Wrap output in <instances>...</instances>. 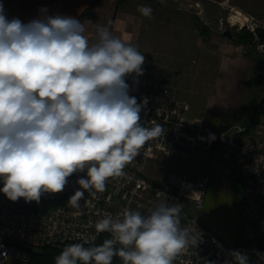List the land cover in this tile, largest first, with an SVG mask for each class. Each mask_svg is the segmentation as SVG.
Instances as JSON below:
<instances>
[{
  "label": "clouds",
  "instance_id": "9594fccd",
  "mask_svg": "<svg viewBox=\"0 0 264 264\" xmlns=\"http://www.w3.org/2000/svg\"><path fill=\"white\" fill-rule=\"evenodd\" d=\"M137 10L151 17L150 7ZM85 31L70 16L8 19L0 3V192L13 202H39L85 172L68 199L80 209L86 191L104 192L106 181L125 175L147 141L163 135L160 125L141 123L147 98L138 103L126 82L143 75L145 56L109 26L98 25L94 41ZM181 211L161 201L147 215L129 208L107 215L95 229L111 238L90 247L74 243L54 262L113 264L119 257L122 264H173L195 243L181 227ZM229 254L234 264H249L246 253ZM256 255L264 260V253Z\"/></svg>",
  "mask_w": 264,
  "mask_h": 264
},
{
  "label": "built area",
  "instance_id": "2783aa9c",
  "mask_svg": "<svg viewBox=\"0 0 264 264\" xmlns=\"http://www.w3.org/2000/svg\"><path fill=\"white\" fill-rule=\"evenodd\" d=\"M174 3L186 2L185 9H194L202 18L203 8L191 0H159ZM227 10V18L220 21L219 28L225 31L228 25L246 28L255 38L257 47L264 51V41L255 29H264V17L257 19L245 14L228 2L221 4ZM212 31L209 23H206ZM129 95L138 103L147 98V105L140 113L145 127L160 125L163 135L151 139L140 149L139 155L125 166V175L109 178L105 191L95 196L85 192L80 209H73L68 199L79 188L76 181L85 172L74 173L60 193H45L41 196L43 211L22 208L24 198L13 202L0 192V264L17 262L27 264L30 248L65 243L94 244L103 233H98L95 224L107 215L116 217L125 208L147 215L161 201L169 205L179 204L181 227L188 228L191 240L179 253L173 264H234L231 250L212 231L199 223V212L211 176L206 173L190 177L183 172L163 170L156 177L148 173L154 151L174 160H190L196 151L210 158L217 147L226 148L225 157L232 168H237L245 178V192L241 197V213L264 235V120L254 127L235 123L225 131L211 127L190 117L191 105L170 85H155L145 88L131 83L127 77ZM155 160V159H154ZM3 187L0 181V188ZM42 203V204H41ZM46 203L49 205L46 207Z\"/></svg>",
  "mask_w": 264,
  "mask_h": 264
},
{
  "label": "rangeland",
  "instance_id": "374dc122",
  "mask_svg": "<svg viewBox=\"0 0 264 264\" xmlns=\"http://www.w3.org/2000/svg\"><path fill=\"white\" fill-rule=\"evenodd\" d=\"M151 1L155 2L153 7H150L152 14L145 23L140 46V52L145 56L142 65L143 75L136 76L132 82L145 88L170 85L192 105V115L202 116L208 92L213 87L217 60L206 56L197 46L200 34L195 26V22L197 23L195 18L205 25L209 23L214 32L225 34L229 31L233 34L244 28L239 25L234 27L228 25L225 31H221L220 21L226 19L228 15L221 4L228 2L240 8L245 14L262 19L264 0H191L200 3V9L203 8L202 18L194 9H185L186 2ZM254 47L259 54H264L256 44ZM164 75L168 76L167 82L163 81ZM251 78L247 82L245 95L243 94L242 107L238 112L239 114L242 112L240 116L233 114L222 118L212 117L214 118L210 122L212 129L219 131L224 123L244 124L249 121L254 105L264 98V81L257 84ZM224 150L226 148L219 146L215 155L210 158L202 151H196L190 160H174L154 151L155 156L148 167V173L153 177L163 170L183 172L190 177L209 173L211 180L199 212V223L215 233L231 251L246 253L249 264H255L262 261L258 259L256 253H264V235L259 229L248 224L240 211L241 199H235L232 195L233 184L239 175L233 172L223 153ZM8 264L20 263L11 261Z\"/></svg>",
  "mask_w": 264,
  "mask_h": 264
},
{
  "label": "crops",
  "instance_id": "0c3cea01",
  "mask_svg": "<svg viewBox=\"0 0 264 264\" xmlns=\"http://www.w3.org/2000/svg\"><path fill=\"white\" fill-rule=\"evenodd\" d=\"M154 2L151 0H0L8 19L18 18L21 22L28 23L43 16H70L84 24L85 36L90 41L96 39V27L105 25L113 30L114 35L137 47L139 51L148 17L143 16L137 9L141 5L153 7ZM196 44L202 53L217 60V66L203 115H192L190 104V117L210 127V122L214 118L239 115L243 94L245 95L254 64L247 53V47L224 33L210 30L207 37L199 35ZM128 78L132 82L136 76L129 75Z\"/></svg>",
  "mask_w": 264,
  "mask_h": 264
},
{
  "label": "trees",
  "instance_id": "16d2710c",
  "mask_svg": "<svg viewBox=\"0 0 264 264\" xmlns=\"http://www.w3.org/2000/svg\"><path fill=\"white\" fill-rule=\"evenodd\" d=\"M195 21H197V23L195 22V26L198 29L199 34L207 37L210 34V29L205 24L201 23L198 20V18H195ZM231 37L234 41H236L238 43H242L247 47V53L254 63L251 77L255 80V83H257V84L262 83L264 81V54L261 55L255 50L254 46L256 43H255L254 35L250 31L244 29L240 32L233 33ZM167 80H168V76L164 75L163 81L167 82ZM241 113L242 112L240 111V114ZM240 114H239V116H240ZM238 118L239 117H237L236 120H238ZM263 120H264V98H262L259 103L254 105L253 112H252V115H251L249 121L244 123V124L247 125L248 127H254ZM239 124H243V123H239ZM232 125L233 124H227V125L223 124V125H221L219 131L220 132L225 131V130L229 129V127H231ZM214 155H215V153H214ZM233 172L238 174L239 176L236 178L235 183L233 184L232 195H233V197H235V199L239 200V199H241L242 195L245 192L246 180H245V178H243L239 174V171L237 168H233ZM21 202H22V205H21L22 208L34 210L36 212L43 211V209L45 207V205L43 207V206H40V203H36L33 201H30V202L21 201ZM47 206H49V205L46 203V207ZM107 238H111V236L109 234L103 233L96 243H94V244H83V245L85 247H90L92 245H100ZM74 243H77V242L65 243L61 246L49 245V246H46L43 248H36V249L28 247L27 249L30 253V260L27 264H55L54 258L57 255H59L60 252L65 247H68ZM117 247H119V245H117ZM113 264H122V261L119 257H114L113 258ZM255 264H264V261L263 260L260 262L257 261Z\"/></svg>",
  "mask_w": 264,
  "mask_h": 264
},
{
  "label": "water",
  "instance_id": "95a60500",
  "mask_svg": "<svg viewBox=\"0 0 264 264\" xmlns=\"http://www.w3.org/2000/svg\"><path fill=\"white\" fill-rule=\"evenodd\" d=\"M255 33L260 37L261 41H264V29L261 27H258L255 29ZM227 36L231 37L232 34L228 31L225 33Z\"/></svg>",
  "mask_w": 264,
  "mask_h": 264
}]
</instances>
